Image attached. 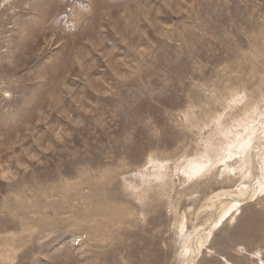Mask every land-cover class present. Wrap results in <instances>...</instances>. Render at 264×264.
I'll list each match as a JSON object with an SVG mask.
<instances>
[{"label":"rangeland","instance_id":"obj_1","mask_svg":"<svg viewBox=\"0 0 264 264\" xmlns=\"http://www.w3.org/2000/svg\"><path fill=\"white\" fill-rule=\"evenodd\" d=\"M263 138L264 0H0V264H264Z\"/></svg>","mask_w":264,"mask_h":264},{"label":"bare ground","instance_id":"obj_2","mask_svg":"<svg viewBox=\"0 0 264 264\" xmlns=\"http://www.w3.org/2000/svg\"><path fill=\"white\" fill-rule=\"evenodd\" d=\"M260 43V42H259ZM240 101V100H239ZM238 101V102H239ZM250 139H252L251 138V136H250V132L248 133V137L246 138V140H245V143L244 144H239V145H237V148H238V151L240 152V155H244L245 154V147L246 146H248V143H249V141H250ZM252 141V140H251ZM264 145V140H261V141H259V142H255L254 143V145L252 144V147H256V148H262V146ZM248 148V152L250 151V148H251V146H250V144H249V146L247 147ZM255 148V149H256ZM264 150V149H263ZM253 151V150H252ZM262 152V151H261ZM253 154V156H254V158H252V164H253V168H254V166H255V168H257V165H260L259 163H262L261 161H258V160H256V157H258V154H257V149L256 150H254V153H252L251 152V155ZM259 159V158H258ZM261 160V159H260ZM256 163H258V164H256ZM263 163H264V159H263ZM193 165V164H192ZM200 165V164H199ZM199 165L198 164H196L195 166H198L199 167ZM182 166V165H181ZM180 166V167H181ZM261 166V165H260ZM198 167H195V168H197L198 169ZM262 167V166H261ZM187 168V167H186ZM260 168V167H259ZM264 168V167H263ZM258 169V168H257ZM194 170V169H193ZM263 170V169H262ZM261 170V171H262ZM254 171V170H253ZM257 171L259 172V174H260V172L261 171H259V169L258 170H256L255 169V172H254V175L253 176H251V189L249 190V191H251V193H253V191H255L257 188H258V182L256 181V177H257ZM264 172V171H263ZM189 173V172H188ZM263 177V176H262ZM101 180V179H100ZM250 180V179H249ZM82 183V182H81ZM256 185V186H255ZM260 191V190H259ZM258 191V192H259ZM249 193V192H248ZM255 193V192H254ZM253 193V194H254ZM257 193V192H256ZM253 194H251L250 195V199L252 198V196H253ZM249 196V195H248ZM226 197V196H225ZM255 197H256V194H255ZM235 199V198H234ZM231 200V199H230ZM222 201H224V200H222ZM221 200H220V202L219 201H216L217 203L216 204H220L215 210H216V212H215V214H218V212H219V207H224V206H226V204H227V202L226 203H223ZM222 202V203H221ZM102 205V204H101ZM111 214V213H110ZM215 217V216H214ZM98 222V221H97ZM101 223V222H100ZM201 226V225H200ZM210 226V225H209ZM199 229V228H198ZM106 234V233H105ZM198 239H199V237H198ZM200 240V239H199ZM199 242V241H198ZM195 244H197V243H195ZM201 249V248H200ZM194 256H195V253H194V251H193V254H192V256H191V260H193L194 259Z\"/></svg>","mask_w":264,"mask_h":264},{"label":"crops","instance_id":"obj_3","mask_svg":"<svg viewBox=\"0 0 264 264\" xmlns=\"http://www.w3.org/2000/svg\"><path fill=\"white\" fill-rule=\"evenodd\" d=\"M263 140H264V138H263Z\"/></svg>","mask_w":264,"mask_h":264}]
</instances>
